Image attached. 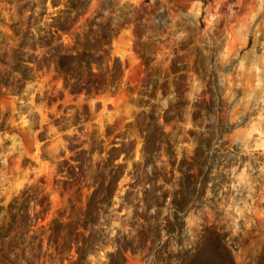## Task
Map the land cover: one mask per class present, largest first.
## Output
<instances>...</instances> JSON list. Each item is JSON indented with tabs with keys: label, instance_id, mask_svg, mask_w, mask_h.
<instances>
[{
	"label": "rangeland",
	"instance_id": "1",
	"mask_svg": "<svg viewBox=\"0 0 264 264\" xmlns=\"http://www.w3.org/2000/svg\"><path fill=\"white\" fill-rule=\"evenodd\" d=\"M99 13L126 67L118 94L75 97L53 72H34L19 96L0 89V227L27 189L49 197L46 226L82 224L101 183L97 221L81 228L85 264H193L197 248L207 251L196 264H264V0H91L72 33ZM17 20L0 1V40ZM201 134L211 138L194 170L201 200L168 235ZM40 225L31 264L55 252L45 241L37 257ZM4 241L0 264H25ZM78 260L73 245L56 264Z\"/></svg>",
	"mask_w": 264,
	"mask_h": 264
},
{
	"label": "trees",
	"instance_id": "2",
	"mask_svg": "<svg viewBox=\"0 0 264 264\" xmlns=\"http://www.w3.org/2000/svg\"><path fill=\"white\" fill-rule=\"evenodd\" d=\"M0 1L14 5L18 13V20L10 25L12 34L4 35L0 40V66L4 68L0 71V89L5 88L11 95L19 96L24 89L23 82H27L34 72H53L75 97L90 98L120 92L126 67L119 58L112 56V42L118 35L116 29L109 24H101L102 15L99 13L78 26L80 32L72 33L78 21L85 16L91 0ZM49 4L53 12L49 10ZM137 35L141 38L139 32ZM67 37H72V41L67 40ZM195 142V156L182 165L183 169L186 168L184 177L188 183L181 184L169 204L174 220H168L167 229H164L168 235L180 231L182 225L178 222L185 217L181 215L196 208V203L201 200L197 191L201 170H194L204 164L205 147H210L211 138L201 134L195 137ZM31 192L32 189L25 190L9 204V220L0 227V239H4L5 245L12 251L21 246L23 261L31 264L27 254L36 238L30 237L28 241L29 234L32 227L41 222L42 238L37 245V257L43 255L45 241L47 251L54 248L55 252H45L44 258L49 257V260L40 264L64 261L73 245L79 251L78 264H85L88 238L81 228L85 230L97 221L101 211V183L89 197L82 224L77 221L67 222L63 216H59L46 226L43 223L51 207L49 197L42 190H36L33 195ZM32 202L37 211L35 219L31 213ZM155 229L156 237H159L160 226ZM196 251L193 264L200 261L207 248L201 251L197 248Z\"/></svg>",
	"mask_w": 264,
	"mask_h": 264
}]
</instances>
